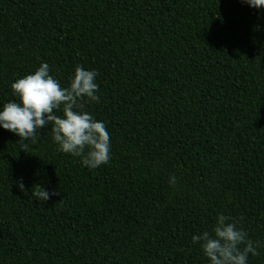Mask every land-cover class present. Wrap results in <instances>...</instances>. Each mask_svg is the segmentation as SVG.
<instances>
[{"label": "trees", "instance_id": "trees-1", "mask_svg": "<svg viewBox=\"0 0 264 264\" xmlns=\"http://www.w3.org/2000/svg\"><path fill=\"white\" fill-rule=\"evenodd\" d=\"M42 63L62 87L77 66L98 73L84 110L106 125L110 160L85 167L51 125L22 150L0 128V264H210L192 236L219 215L264 264V10L0 0V110ZM36 185L59 195L39 201Z\"/></svg>", "mask_w": 264, "mask_h": 264}, {"label": "clouds", "instance_id": "clouds-1", "mask_svg": "<svg viewBox=\"0 0 264 264\" xmlns=\"http://www.w3.org/2000/svg\"><path fill=\"white\" fill-rule=\"evenodd\" d=\"M250 8L264 10V0H242ZM98 73L77 66L68 87H62L50 75L47 63H42L33 74L17 79L11 84L16 100L9 101L0 110V128L19 137L21 150L24 141L35 142L38 130L51 125V137L59 151L81 158L90 169L107 164L110 160V134L106 125L84 110L85 103L98 102ZM60 113V114H58ZM169 183L174 187L176 177ZM17 188L24 191L22 182ZM33 195L42 202L57 192L49 193L36 185ZM229 217L219 215L210 231L192 236V243L199 244L210 264H248L249 255L258 256L259 242L248 237L247 232L228 222Z\"/></svg>", "mask_w": 264, "mask_h": 264}]
</instances>
